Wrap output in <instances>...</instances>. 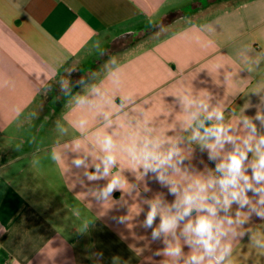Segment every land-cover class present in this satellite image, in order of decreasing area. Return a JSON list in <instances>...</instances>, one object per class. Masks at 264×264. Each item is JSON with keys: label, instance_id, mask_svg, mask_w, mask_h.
Masks as SVG:
<instances>
[{"label": "crops", "instance_id": "crops-1", "mask_svg": "<svg viewBox=\"0 0 264 264\" xmlns=\"http://www.w3.org/2000/svg\"><path fill=\"white\" fill-rule=\"evenodd\" d=\"M187 3L193 12L161 25ZM110 73L119 74L118 85ZM70 77V93L47 103L48 91ZM91 85L117 105L133 93L124 111L147 116L169 136L179 131L175 96L187 87L223 104L225 122L246 104L244 115L254 117L262 97L252 90L264 88V0H0V264H172L163 239L152 242L142 227L146 200L175 199L167 187L122 161L113 172L122 168L136 191L117 190L97 204L90 185L52 159L54 148L73 138L90 143L103 126L94 110L73 102ZM50 112L66 133L30 130ZM81 116L89 121L85 135L72 127ZM188 161L197 172L215 167L198 146ZM95 183L102 188L107 179ZM121 216L126 223H118ZM243 230L264 241V221L254 218ZM232 259L264 264L247 235L233 240Z\"/></svg>", "mask_w": 264, "mask_h": 264}, {"label": "clouds", "instance_id": "clouds-1", "mask_svg": "<svg viewBox=\"0 0 264 264\" xmlns=\"http://www.w3.org/2000/svg\"><path fill=\"white\" fill-rule=\"evenodd\" d=\"M109 78L119 84L118 73H110ZM63 84L67 95L68 82ZM252 93L262 97L255 116L244 115L249 108L246 104L225 122L223 104L212 106L206 93L185 88L175 96L180 110L176 117L179 131L174 128L176 134L169 136L153 127L147 116H130L124 111L134 104L133 93L121 96L117 105L100 86L91 85L73 102L77 108L94 110L103 126L90 143L73 138L54 148L52 159L77 173L71 176L77 183L89 184L87 190L93 193L97 204H107L117 190L126 191L129 196L136 191L137 186L125 180L122 168L113 172L122 161L142 170L143 175L151 174L167 187L175 199L170 204L160 196L146 200L148 211L142 227L151 230L152 242L163 239V255L172 264H180L181 260L183 264H234L233 240L246 235L264 256V241L243 230L254 218L264 221V88L253 89ZM88 126L89 121L83 116L72 122L81 135L87 133ZM57 127L66 133L67 129L59 123ZM193 146L207 155L208 161L215 164L214 169L205 167L204 172H197L192 168L188 157ZM177 175L188 178V182L182 184L175 179ZM105 179L107 183L102 188L95 183ZM128 219L121 216L118 223L124 224ZM181 240L191 250L187 256Z\"/></svg>", "mask_w": 264, "mask_h": 264}, {"label": "rangeland", "instance_id": "rangeland-1", "mask_svg": "<svg viewBox=\"0 0 264 264\" xmlns=\"http://www.w3.org/2000/svg\"><path fill=\"white\" fill-rule=\"evenodd\" d=\"M186 5V6H185ZM184 6V11L186 12V14L188 13H191L193 12V9L192 8V5L191 3H187L185 4ZM136 39H128L124 44L126 45H130L131 42H135ZM123 45H120L119 47H122ZM104 65V64H103ZM102 65V66H103ZM73 80H75V78H72L70 77V79L67 80L68 84H67V87L71 90L72 89V83L74 82ZM64 89V84H57V86L53 89V87L51 88L50 91H48V93H50V96L48 97H51L50 99H48L47 103H53L54 101H51V100H54V99H60V97H64L65 96V91L63 90ZM58 125V120L57 119H54L52 117V114L50 112V114H48L44 119H42L41 121L38 122V124H33L31 125V128L30 130L32 131H36L38 130H41L42 133L41 135L44 136L45 134H48L49 136L53 134L52 130L54 131L55 127H57Z\"/></svg>", "mask_w": 264, "mask_h": 264}, {"label": "trees", "instance_id": "trees-1", "mask_svg": "<svg viewBox=\"0 0 264 264\" xmlns=\"http://www.w3.org/2000/svg\"><path fill=\"white\" fill-rule=\"evenodd\" d=\"M210 2L217 1V0H209ZM186 15V12L184 10H176L170 12L168 15L165 16L163 19L161 25L162 26H168L177 21L178 19L184 17ZM136 42V41H135ZM134 42H131L130 44H133Z\"/></svg>", "mask_w": 264, "mask_h": 264}]
</instances>
